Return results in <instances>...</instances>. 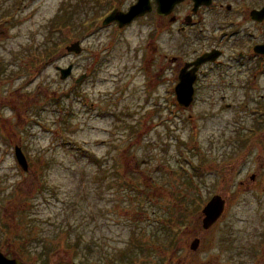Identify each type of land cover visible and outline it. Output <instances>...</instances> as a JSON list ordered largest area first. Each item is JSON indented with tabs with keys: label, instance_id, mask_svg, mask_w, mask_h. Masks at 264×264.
Instances as JSON below:
<instances>
[{
	"label": "rangeland",
	"instance_id": "1",
	"mask_svg": "<svg viewBox=\"0 0 264 264\" xmlns=\"http://www.w3.org/2000/svg\"><path fill=\"white\" fill-rule=\"evenodd\" d=\"M110 4L0 0V251L24 264H264V72L248 88L209 73L180 107L168 39L148 71L147 29L96 28ZM75 42L79 55L65 51ZM214 195L225 209L203 231Z\"/></svg>",
	"mask_w": 264,
	"mask_h": 264
},
{
	"label": "flooded vegetation",
	"instance_id": "2",
	"mask_svg": "<svg viewBox=\"0 0 264 264\" xmlns=\"http://www.w3.org/2000/svg\"><path fill=\"white\" fill-rule=\"evenodd\" d=\"M110 1L109 10L95 19L96 28L100 24L101 29L117 32H124L135 25L144 32L147 29L146 39L152 45L145 44L152 49L150 55L143 52L141 59L148 71L160 65L158 71L161 72L159 51H162V40L168 39L171 51L164 54V59L168 65L166 70L172 74L176 104L175 88L180 73L183 70L191 72L192 64L205 55L210 60L199 65L194 72V97L198 83H202L209 73L217 72L225 83L237 77L235 82L248 88L257 82V74L264 72V0H180L165 14L158 12L156 0H149L150 12L122 28L115 22L106 26L102 23L114 10L128 12L138 0H133L125 11L118 8L119 0ZM148 17H152L151 22L144 23ZM0 253L8 260H19Z\"/></svg>",
	"mask_w": 264,
	"mask_h": 264
},
{
	"label": "water",
	"instance_id": "3",
	"mask_svg": "<svg viewBox=\"0 0 264 264\" xmlns=\"http://www.w3.org/2000/svg\"><path fill=\"white\" fill-rule=\"evenodd\" d=\"M158 3V12L160 13H168L170 9L178 3L180 0H156ZM150 12L149 0H138L137 3L129 9L128 12L122 13L118 11H114L103 21V25H108L110 23H117L119 28H122L131 23V21L137 17L143 16L145 13ZM67 53H73L75 55H79L82 52V48L79 42H75L70 44L65 48ZM208 55H205L201 59L197 60L192 65L194 66L191 72H187L183 70L179 75V83L175 88V95L177 103L180 107L188 108L193 101V83L195 81L194 72L197 67L202 63L210 60L207 58ZM60 80H66L72 72V66H68L65 69H59ZM84 76L80 77L77 80V83L81 81ZM14 157L17 165L23 172L28 170L27 162L24 155L21 152V149L16 147L14 149ZM225 208V201L219 195L213 196L209 202L203 207L201 211V224L202 229L207 231L209 230L222 216ZM199 246V240L194 239L190 246L189 250L195 252ZM0 264H23L19 260H8L0 253Z\"/></svg>",
	"mask_w": 264,
	"mask_h": 264
},
{
	"label": "trees",
	"instance_id": "4",
	"mask_svg": "<svg viewBox=\"0 0 264 264\" xmlns=\"http://www.w3.org/2000/svg\"><path fill=\"white\" fill-rule=\"evenodd\" d=\"M43 261H45V260L43 259Z\"/></svg>",
	"mask_w": 264,
	"mask_h": 264
}]
</instances>
